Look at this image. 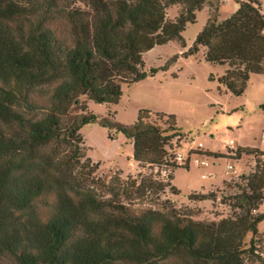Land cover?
Listing matches in <instances>:
<instances>
[{"label":"trees","instance_id":"16d2710c","mask_svg":"<svg viewBox=\"0 0 264 264\" xmlns=\"http://www.w3.org/2000/svg\"><path fill=\"white\" fill-rule=\"evenodd\" d=\"M219 4L0 0V264L253 261L264 220L258 211L264 164L239 175L229 215L195 220L172 204L156 208L137 201L165 187L177 194L168 183L172 173L165 184L151 175L139 182L115 176L92 187L99 163L85 155L79 133L92 123L115 128L130 140L139 166L188 168L169 162L171 142L180 138L174 115L139 109L136 120L124 125L89 112L86 101L115 104L122 84L154 74V68L143 70V54L169 41L185 47L182 32L204 7L206 21L187 53L202 48L205 61L225 66L218 82L241 95L250 75H264V14L260 0H235L236 10L220 20ZM172 6L178 9L169 19ZM258 152L237 148L235 159ZM216 198L212 191L188 195Z\"/></svg>","mask_w":264,"mask_h":264},{"label":"rangeland","instance_id":"374dc122","mask_svg":"<svg viewBox=\"0 0 264 264\" xmlns=\"http://www.w3.org/2000/svg\"><path fill=\"white\" fill-rule=\"evenodd\" d=\"M260 4L264 14V0H260ZM235 7V0H220L219 19L230 16ZM177 9L169 7L167 17L174 18ZM206 18V7L196 12L195 22L188 24L182 32L185 47L177 41H169L145 52L143 70L149 73L154 68L157 71L131 85L122 84L117 103L86 101L89 112L124 125H131L136 120L139 109L172 114L180 134L179 139L172 140L178 150L185 152L201 144L204 152L220 155L209 154L210 165L207 167L191 163L188 168L175 169L173 179L168 183L175 186L177 194L165 187L156 192L148 190L137 199L156 208L172 204L195 220H217L229 215L228 198L238 191L236 185H241L239 175L254 167L253 156L245 153L239 159H229L227 143L232 140L235 148L264 149V75H250L244 92L234 95L218 82L225 66L205 61L202 48L197 53H187ZM173 57L175 60L170 61ZM151 120L156 121L153 114ZM79 133L85 155L99 163L90 177L92 180L89 179L92 187L101 188L102 183L115 176L138 182L148 175L155 179L154 168L136 164L130 140L115 128L92 123L81 127ZM228 163L235 167L236 174L226 169ZM209 173L212 176L202 178V174ZM211 191L217 195L214 201L188 199L190 193ZM258 211L264 212V200ZM257 228L264 236V220Z\"/></svg>","mask_w":264,"mask_h":264},{"label":"built area","instance_id":"2783aa9c","mask_svg":"<svg viewBox=\"0 0 264 264\" xmlns=\"http://www.w3.org/2000/svg\"><path fill=\"white\" fill-rule=\"evenodd\" d=\"M177 147L178 146L172 141L171 148L169 149V162L172 163L174 166L188 167L191 163L201 167H207L210 165L208 154L203 151L201 144H199L196 148L188 149L185 152L178 150ZM227 147L229 159L235 158L237 148L234 147V142L232 140L227 143ZM199 156H203V158H200ZM252 156L253 166H255L256 164H264V149L259 150L256 155ZM226 169L236 174L235 167L232 164L228 163L226 165ZM172 172L173 171H171V169L165 164L159 167H154L155 179L161 182L168 181V177ZM210 175L212 176V174L210 173L208 175L202 174V178H206ZM254 254L255 257L253 261L247 264H264V236H262L259 240L256 241Z\"/></svg>","mask_w":264,"mask_h":264},{"label":"crops","instance_id":"0c3cea01","mask_svg":"<svg viewBox=\"0 0 264 264\" xmlns=\"http://www.w3.org/2000/svg\"><path fill=\"white\" fill-rule=\"evenodd\" d=\"M235 6H236V5H235ZM235 10H236V7H235L234 11H235ZM234 11H233V12H234ZM233 12H232V13H233ZM232 13H231V14H232ZM171 181H172V180H171Z\"/></svg>","mask_w":264,"mask_h":264}]
</instances>
